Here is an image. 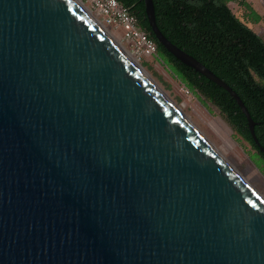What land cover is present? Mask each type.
Returning a JSON list of instances; mask_svg holds the SVG:
<instances>
[{
	"label": "water",
	"instance_id": "1",
	"mask_svg": "<svg viewBox=\"0 0 264 264\" xmlns=\"http://www.w3.org/2000/svg\"><path fill=\"white\" fill-rule=\"evenodd\" d=\"M0 264H264V200L73 0H0Z\"/></svg>",
	"mask_w": 264,
	"mask_h": 264
},
{
	"label": "trees",
	"instance_id": "2",
	"mask_svg": "<svg viewBox=\"0 0 264 264\" xmlns=\"http://www.w3.org/2000/svg\"><path fill=\"white\" fill-rule=\"evenodd\" d=\"M138 21L156 45L157 56L184 87L214 105L237 135L254 150L264 169V154L253 142L247 121L234 99L222 88L169 54L150 32L142 0H117ZM229 0H152L155 22L175 46L198 60L241 99L253 122L254 134L264 149V40L230 10ZM264 1V0H263ZM248 23L261 16L240 0ZM261 167V168H262Z\"/></svg>",
	"mask_w": 264,
	"mask_h": 264
},
{
	"label": "rangeland",
	"instance_id": "3",
	"mask_svg": "<svg viewBox=\"0 0 264 264\" xmlns=\"http://www.w3.org/2000/svg\"><path fill=\"white\" fill-rule=\"evenodd\" d=\"M239 1L229 0L227 5L236 17L244 21L264 40V1L242 0L262 17L254 24L248 23L245 10L239 5ZM92 17L99 21L115 42L138 61L153 82L179 108L188 122L264 200V169L261 164L258 165L257 158L253 157L254 150L251 146L236 134L219 110L198 95L188 91L158 56L153 59L137 57L131 52L130 46L122 40L120 33L112 32L111 28L102 24L99 18L93 15Z\"/></svg>",
	"mask_w": 264,
	"mask_h": 264
},
{
	"label": "built area",
	"instance_id": "4",
	"mask_svg": "<svg viewBox=\"0 0 264 264\" xmlns=\"http://www.w3.org/2000/svg\"><path fill=\"white\" fill-rule=\"evenodd\" d=\"M79 1L102 24L110 27L112 32L120 33L134 55L146 59L157 57L155 42L139 27L137 18L117 0Z\"/></svg>",
	"mask_w": 264,
	"mask_h": 264
},
{
	"label": "bare ground",
	"instance_id": "5",
	"mask_svg": "<svg viewBox=\"0 0 264 264\" xmlns=\"http://www.w3.org/2000/svg\"><path fill=\"white\" fill-rule=\"evenodd\" d=\"M83 11L84 13L91 19V21L96 24L98 26V28L101 29V31L103 33H105V35H107L112 41L113 43L118 47V49L121 51V53L140 71V73L162 94V96L171 104V106L180 114L182 115L181 111L179 110V108L177 106H175L173 104V102H171L167 96L163 93V91L153 82V80L149 77V75L145 72V70L141 67V65L138 63V61L133 58L130 53H128L127 51H125L117 42H115L107 33V31L105 30V28L97 21L95 20L91 13L81 4V2L79 0H73ZM182 117H184L182 115ZM245 181V179H243ZM246 182V181H245ZM247 183V182H246ZM248 184V183H247ZM249 185V184H248ZM250 186V185H249ZM261 197V196H260Z\"/></svg>",
	"mask_w": 264,
	"mask_h": 264
}]
</instances>
